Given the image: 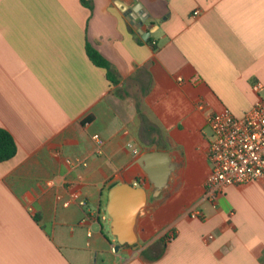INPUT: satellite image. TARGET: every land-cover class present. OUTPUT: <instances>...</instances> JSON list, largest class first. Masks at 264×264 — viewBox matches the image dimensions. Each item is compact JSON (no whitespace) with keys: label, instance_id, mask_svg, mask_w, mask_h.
I'll return each mask as SVG.
<instances>
[{"label":"crops","instance_id":"obj_1","mask_svg":"<svg viewBox=\"0 0 264 264\" xmlns=\"http://www.w3.org/2000/svg\"><path fill=\"white\" fill-rule=\"evenodd\" d=\"M87 1L0 0V128L18 146L0 163V264H264V175L203 200L210 116L264 99V0ZM133 148L177 163L159 196ZM123 183L149 200L116 251Z\"/></svg>","mask_w":264,"mask_h":264},{"label":"built area","instance_id":"obj_2","mask_svg":"<svg viewBox=\"0 0 264 264\" xmlns=\"http://www.w3.org/2000/svg\"><path fill=\"white\" fill-rule=\"evenodd\" d=\"M261 88V83L253 85L256 92ZM208 122L213 133L208 148L211 173L205 183L203 200L217 204L226 187L249 183L264 175V99L259 98L241 117L224 108L211 115ZM94 139L102 143L99 135ZM133 152L139 155L141 151L133 148ZM76 161L81 163L79 159ZM80 205L85 206L86 202L82 200ZM202 216L199 210L191 212L192 218Z\"/></svg>","mask_w":264,"mask_h":264},{"label":"water","instance_id":"obj_3","mask_svg":"<svg viewBox=\"0 0 264 264\" xmlns=\"http://www.w3.org/2000/svg\"><path fill=\"white\" fill-rule=\"evenodd\" d=\"M130 21L138 31L147 19L140 9H126ZM139 13V14H138ZM149 36V32L146 33ZM145 38V34H143ZM135 163L146 173L154 186L153 195L159 196L169 186L177 169V163L168 152L149 151L137 157ZM149 194L142 186L123 183L113 187L109 193L107 213L111 218V232L117 238L116 251L125 245H134L138 241L137 224L139 217L145 214Z\"/></svg>","mask_w":264,"mask_h":264},{"label":"trees","instance_id":"obj_4","mask_svg":"<svg viewBox=\"0 0 264 264\" xmlns=\"http://www.w3.org/2000/svg\"><path fill=\"white\" fill-rule=\"evenodd\" d=\"M81 1L84 5L87 6L89 5L87 0H81ZM86 50L90 60L96 66L107 70V75L109 80L113 83H116L117 80L115 79V74L112 70L109 61L99 51H97L94 47H92L88 43L86 45ZM17 152H18V146L12 134L3 128H0V163L12 159L13 157L16 156ZM125 246H128V244H125Z\"/></svg>","mask_w":264,"mask_h":264},{"label":"rangeland","instance_id":"obj_5","mask_svg":"<svg viewBox=\"0 0 264 264\" xmlns=\"http://www.w3.org/2000/svg\"><path fill=\"white\" fill-rule=\"evenodd\" d=\"M206 133H207L208 136H212V130H211V128L208 127V128L206 129ZM106 229H107L106 231H107L109 234H112V232H111V227L107 226ZM112 235H113V234H112Z\"/></svg>","mask_w":264,"mask_h":264}]
</instances>
